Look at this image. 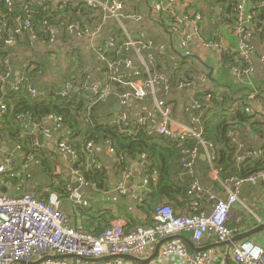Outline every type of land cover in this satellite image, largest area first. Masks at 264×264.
<instances>
[{
  "label": "crops",
  "instance_id": "crops-1",
  "mask_svg": "<svg viewBox=\"0 0 264 264\" xmlns=\"http://www.w3.org/2000/svg\"><path fill=\"white\" fill-rule=\"evenodd\" d=\"M101 1L106 2L107 0ZM119 1L125 4L124 14H138L142 20L140 22H133L129 19H123L121 22L117 19L105 20L104 13L100 9L94 11L95 9L89 8L84 0H21L19 4L14 5L12 10L5 6L6 10L17 12L19 15L32 13L37 6L44 11L58 12L59 17L57 18L59 19L69 18L72 9L81 8L90 13L94 12L93 16H98V18L96 20L87 18L84 20L87 23L79 22L83 28H87L92 33L91 37L78 38L75 35H70L67 27H64L63 24V27L60 25V29L54 24H50L57 33V40L53 44L48 42L49 36L43 27V21L36 23L34 15L30 18L32 28L21 33L15 32L19 28L22 18L11 17V13H8L3 20L0 19V54H5L3 58L0 55V97L3 98V101L10 94L9 87L22 77L28 79L32 88L43 93L44 99L57 92H63L69 84L74 87L73 93L79 95L83 93L84 96L91 95L90 92L83 90V87L102 83L105 79L106 65L100 60L97 49L105 47L109 38L114 36L116 38L115 48L105 50L109 57L131 59L136 67L142 66L145 62L149 65L153 76L164 75L169 79L173 88L172 93L166 95L160 87L157 90L156 99H158L161 108L172 110V121L168 122L163 117L152 96L143 101L133 100L131 107L123 108L120 105L119 97L123 92L132 91V87L129 85L116 86V91L107 102L94 106L93 117L96 121L105 125L111 124L116 120L118 113L127 112L135 120L149 117L147 121L149 129L152 127H167L174 130L184 128L195 130L202 135L204 127L200 116L203 119L207 115L216 114L217 108H212L210 113H207L213 104L201 110L202 112L191 110L189 105L198 101L196 98H199L204 91L215 93L216 96L230 92L237 98L229 106L230 110L226 112V116L242 108V102L238 101L239 99L246 98L248 100L249 96L255 95V101L248 103V106L251 108L249 113L255 115L256 125L251 124L253 121L250 123L236 121L231 136L238 146L237 151L240 152L237 162H243L249 157H254L257 161H264V61H261V57L264 56V39L257 31L255 34L257 52L252 58L254 73L244 78H238L230 69V64H223V56L226 53L235 52L238 54L235 56V62L243 64V61L240 59V39L232 30L235 22H226L229 18L223 15L222 8H217L212 17L210 8L204 0H176L180 14L196 10L204 16L200 36L205 41H222L230 48L220 57L217 50L205 48L198 39L193 42L188 51H185L180 45V37L172 35L168 26L161 22L165 19L160 21L159 16L156 15V6L161 4V0ZM240 1L237 0V3ZM245 1L246 8L251 13L249 0ZM187 3L195 10L184 8ZM185 28L188 34H195L196 27L192 22H187ZM205 35L209 36L210 40H207ZM129 39L142 42L144 45L151 43L152 48L139 50L133 47L126 50V43ZM10 40L12 43H9ZM149 55L154 56L153 62L148 60ZM195 70L198 72L195 75V80L198 76H203L207 81L194 87L178 89V85L174 82H180L184 79L186 72ZM7 74L10 77L5 80ZM144 79H147L146 74ZM211 98L213 97L206 98L205 105L211 101ZM87 106L88 109L91 107L88 100L83 109L84 113ZM195 118L199 120L195 121ZM20 121L24 129L20 141L28 148L36 147V142L41 144V151L38 153L39 159L34 158L33 155L27 157V154L22 150V143L15 139L9 131L13 129L12 125L16 126L15 121L8 120L5 114L0 113V166H6L12 171V173L8 170L0 173V194L5 189L4 194L11 196L35 194L39 199L48 201L50 195L57 189L64 190L63 188H66V192L68 187L79 189L85 195L88 205L76 207L69 199L68 194V198L62 196L60 199L59 209L69 215L76 229L95 232L97 235L106 227L120 225L132 229L137 226H150L153 223L154 211L147 207L141 209L143 204L138 201L141 192H143L142 181L146 176L143 171L144 167L142 164L140 166L139 161L129 164L128 170L131 172V178L127 185L130 191L127 195H122L117 192L116 187L119 182L124 180L125 169L119 165L116 151L115 153L110 152L111 144L96 142L94 152L90 154L86 148L90 141L86 144L84 130L78 127L75 133L69 130L70 133H68L66 127L57 129L56 121L49 118L41 123L30 122L29 118ZM80 122L84 124L83 118ZM62 140H67L70 145L76 146L82 151L85 150V164L88 168L94 165L96 169L107 172L104 189L97 188L96 183H89L87 187L80 185L79 177L84 178V176L82 171L75 167L77 161L60 152L59 143ZM216 152L217 149L214 145L201 144L193 174L183 173L179 180L191 181V185L196 182L205 189L206 194H213L221 200H226L229 193L224 183L227 179L221 178L215 169ZM48 167L51 168V173L48 172ZM175 169H178V166H175ZM153 178L156 180L157 175H153ZM94 184L95 187L92 186ZM149 187L151 195L153 193L151 182ZM37 188L41 190L33 191ZM229 189H232L231 185H229ZM148 198L149 196L147 200ZM192 206H197V204L173 209L176 215H190L193 212L196 213L198 208ZM209 208L211 209V206ZM230 227L234 231L231 240L234 237H239L233 247L229 244L222 245L218 236L213 233L206 234L199 246L193 241L191 234L174 237L170 241L180 240L191 252L201 250L210 253L215 258V264H239L234 259V251L241 245L252 243L256 246H264V184L262 182L245 184L241 187L239 201L234 207ZM165 243L147 248L138 258H153L151 262L146 263L151 264L158 259ZM52 260L65 261L67 264H115L117 262L142 264L118 257L93 261H83L74 257H54ZM47 261H49L48 258L39 256L30 264H47ZM161 264L181 263L177 258H172Z\"/></svg>",
  "mask_w": 264,
  "mask_h": 264
},
{
  "label": "built area",
  "instance_id": "built-area-1",
  "mask_svg": "<svg viewBox=\"0 0 264 264\" xmlns=\"http://www.w3.org/2000/svg\"><path fill=\"white\" fill-rule=\"evenodd\" d=\"M21 0H5L8 8H13L15 3ZM85 4L91 9H100L104 13L105 20L117 19L119 22L123 19H129L133 22H140L142 17L138 14H124L125 4L119 0H84ZM112 3V4H110ZM184 8L194 9L188 3ZM195 10V9H194ZM156 15L159 20L168 26L172 35L180 37V45L185 51L196 42L197 39L205 48H212L222 53L230 50L224 42H207L201 36V23L204 16L197 12H187L180 14L176 4V0H161V4L156 6ZM255 13L249 12L246 8V1L241 0L237 5L236 23L232 30L240 39L241 50L240 59L243 61L244 68H231L234 75L238 78H244L254 73L252 58L256 54L255 34L257 31V23L255 22ZM187 22H192L195 28V34H188L185 28ZM43 27L49 36V43L53 44L57 40V33L49 22L43 21ZM32 28L30 18L22 19L19 28L15 33L25 32ZM70 35L78 38L91 37L92 33L83 28L79 22L71 23L67 26ZM12 43V40L9 41ZM116 46V38L111 36L105 47L97 49L100 60L106 65L105 79L102 83L94 85H85L83 90L90 92L91 107L105 103L114 94L116 86L132 87V91L120 94V105L127 109L131 107L132 101H143L149 96L154 98L156 107L160 110L163 117L168 121H172V110L169 108H161L156 99L157 90L162 87L166 95L172 93L173 88L169 79L164 75L153 76L150 67L143 62L142 66L136 67L131 59L119 58L112 60L107 49H113ZM137 48L139 50L151 49L152 44H143L142 42L129 39L126 43V50L129 48ZM148 60L154 61V56L149 55ZM264 61V56L261 57ZM9 73V72H8ZM10 74V73H9ZM7 74L5 80L9 79ZM147 79H144V75ZM207 80L203 76L196 78V85L203 84ZM195 83L181 81L177 88L185 89L196 86ZM74 87L69 84L61 93V96L71 98ZM11 93H26L31 98L44 99L43 93L32 88L26 77L20 78L9 87ZM248 100L255 101V95L249 96ZM7 105L3 98L0 97V113L7 110ZM191 110L201 111L203 105L199 102H193L189 105ZM246 112L251 111L250 106L245 108ZM150 115V114H149ZM25 116H17V120L25 119ZM149 117L133 119L127 112L118 113L116 123L120 125L122 130L131 134L133 130L146 126ZM49 119L56 121V128H63V119L57 116H50ZM199 119L195 118V121ZM149 134L168 138L170 141L184 143L189 138H195L202 145H206L200 133L192 129L174 130L167 127L154 128L146 127ZM36 149H41V144L36 142ZM95 143L90 141L87 144V151L90 154L94 152ZM59 150L63 155L70 156L73 160H78L76 149L62 140L59 143ZM110 152L115 150L110 147ZM199 157V148H183L181 150V165L185 174L192 175L194 164ZM147 163H142L145 167ZM10 171L6 166H0V173ZM145 172V171H144ZM131 178V172H124V180L118 183L116 190L122 195H127L130 191L128 182ZM80 185L87 187V182L83 177H79ZM264 184V170L246 177L228 178L224 185L228 190V198L221 200L213 194H209V198L214 202V207L210 212H202L198 215H176L171 205L164 204L157 207L154 211V221L150 226H137L132 229L124 228L117 225L107 228L99 235L86 233L77 230L69 215L63 213L59 209L60 199L58 194L50 195L49 200H41L35 194H27L22 196H11L8 194H0V264H30L36 257L43 256L48 258L47 264H67L65 261L52 260L54 257L78 258L83 261H93L102 257H118L124 256L140 257L147 248L155 246L159 243H165L162 247L159 257L151 264L165 263L168 259L177 258L181 264H215V258L205 251L191 252L180 240L170 241L171 238L184 234H191L193 241L199 246L203 237L208 233L218 236L220 242L230 240L234 231L230 227V221L234 207L239 201L240 189L245 184ZM92 184V183H91ZM229 185L232 189H229ZM95 187L96 185H92ZM149 177L145 176L142 181V191L138 198L140 204L147 201L150 194ZM69 199L76 207H84L88 205L85 195L79 189L72 187L67 188ZM192 196L207 193L205 189L194 182L189 192ZM236 231V230H235ZM234 259L239 264H264V246H256L252 243H245L234 251ZM115 264H126L125 262H117Z\"/></svg>",
  "mask_w": 264,
  "mask_h": 264
},
{
  "label": "trees",
  "instance_id": "trees-1",
  "mask_svg": "<svg viewBox=\"0 0 264 264\" xmlns=\"http://www.w3.org/2000/svg\"><path fill=\"white\" fill-rule=\"evenodd\" d=\"M204 1L208 4L211 13L210 15L212 17V14L215 13L217 8H222L223 15L229 18L226 22L230 21L236 23L235 16L237 15V0ZM20 2L21 1L16 2L15 5L19 4ZM0 5L1 20H3L4 16L8 13H11V17L22 19L32 18V15H34L36 17L34 18L36 23L40 21H47L52 25L54 24L59 29L60 25L61 27H67V25L73 22H85L84 20H87V18H92L93 20L98 18V16H93L94 12L92 10L91 12L93 13H90L81 8L72 9L70 11L69 18L64 17L59 19L57 18L59 17L58 12L44 11L42 8L37 6L32 13L30 12L26 13V15H19L17 12H10L9 10L5 9V0H1ZM249 8L256 15L255 22L257 23V33L262 39H264V0H249ZM10 10H12V8ZM0 55L2 56H0L1 58L5 56V54ZM236 55L238 54L235 52L224 54L223 64H230L231 68H244V64L241 62H235ZM111 59L118 60L119 58L111 57ZM196 74H198L197 70L186 72L184 79L181 81L192 82L196 85ZM174 83L178 85L179 81ZM173 86L175 87V85ZM61 93L62 92H57L47 99H37L31 98L26 93L10 92V94L4 100L8 108L1 114H5V117L8 120H14L16 123V126L12 125L13 129L9 130L11 135L15 139H18L20 143H22L20 139L22 140L21 134L24 129L21 121L17 120V116L19 115L29 118L30 122L33 123H41L52 115L61 117L63 119V127H66L67 131L69 130L70 132L75 133L77 131V127L81 130H84V137H86L87 141H85L86 144L91 140H93L95 144L96 142L111 144V148L116 151L117 157L119 158V165L124 167L125 171L130 168L129 164H131L133 161H139L140 166L143 162L147 163L143 168V171H145L146 176L150 177L153 193L148 195L149 198L143 205H141V209H145L147 207V209L155 211L154 209L164 204L171 205L175 209H181L196 203L197 206H192L195 208L198 207L196 213L193 212L190 215H198L202 212L211 211V209L214 207V202L210 200L209 194L203 193L197 196H192L189 193L191 189V181L183 182L179 180V177H181V175L184 173L181 165V150L183 148H199L201 146L200 141L195 138H189L184 143H182L179 141H170L165 137L151 135L146 128L149 127L148 124L133 130L131 134L126 133L122 130L120 125L116 123V120L113 121V123L107 125L96 121V119L93 117L94 106L90 107L89 109L87 106L85 113L83 112L87 100L90 102L91 95H88V97L81 93V95L84 96L83 97L78 93H73L72 98H66L61 96ZM209 96H212L213 98H211V101L205 105V102L207 103L206 98ZM236 99L237 98H235L230 92H224L221 95L216 96L215 93L213 94L205 91L199 98H196V100H198L203 105L202 110L213 104L207 113H210L212 108H217L216 114L211 116L207 115V117H204L203 119L200 116V120L202 121L204 127V131L201 136L206 143H210L216 147L217 160L215 163V169L219 172L221 178L224 179L231 177L246 178L264 170V161H257L254 157H249L240 163L237 162L238 157H240V152L237 151L238 146L233 141L231 136L234 122L238 121L250 123L253 121V123H251L252 125H256V123L254 122L255 115L245 111V108L250 102L246 98L238 100L242 102V108L240 110L234 111L229 116L225 115L226 112L230 110L229 106ZM82 118L84 124L86 122L85 125L80 122ZM69 131L68 133H70ZM22 145V150L25 154H27V157L33 155L34 158L39 159L38 153L41 151L40 149H36V147L28 148V146H26L24 143H22ZM73 147L76 149L78 154V160L75 165L76 169H80L82 171V174L87 182L96 183L97 188L104 189L107 172L96 169L94 165L88 168L85 164V150L82 151V149L80 150L76 146ZM175 166H178V169H175ZM48 172H52L51 168H49ZM155 174L157 175L156 180L154 178L152 179V176ZM63 189L64 190L57 189L54 191L56 194H58L59 199H61L62 196H67L68 198V192L65 190L66 188ZM40 190V188H37L33 191L39 192ZM209 206H211V209ZM107 228L110 227L104 228L103 231H105ZM85 232L97 235L95 232Z\"/></svg>",
  "mask_w": 264,
  "mask_h": 264
},
{
  "label": "water",
  "instance_id": "water-1",
  "mask_svg": "<svg viewBox=\"0 0 264 264\" xmlns=\"http://www.w3.org/2000/svg\"><path fill=\"white\" fill-rule=\"evenodd\" d=\"M77 186H79V184H77ZM5 189L2 190V194H4ZM239 240V237H234L232 240H228V241H225V242H221L222 245H225V244H229L231 245V247H233L237 241ZM201 251V250H199ZM158 252V251H157ZM156 255V254H155ZM63 258V256H62ZM65 258V257H64ZM113 258H117V257H102V258H99V259H102V260H110V259H113ZM78 259V258H77ZM122 259H125V260H128V261H135V262H139V263H142V264H146V263H149L152 261L153 258H149V259H140L138 257H132V256H124L122 257ZM81 260V259H80ZM98 260V259H97ZM14 264H20V263H14Z\"/></svg>",
  "mask_w": 264,
  "mask_h": 264
},
{
  "label": "rangeland",
  "instance_id": "rangeland-1",
  "mask_svg": "<svg viewBox=\"0 0 264 264\" xmlns=\"http://www.w3.org/2000/svg\"><path fill=\"white\" fill-rule=\"evenodd\" d=\"M207 12H208V9H207V11H206V14H207ZM212 31H213V30H212ZM205 38H206L207 40H210L209 36H207V35H205Z\"/></svg>",
  "mask_w": 264,
  "mask_h": 264
}]
</instances>
